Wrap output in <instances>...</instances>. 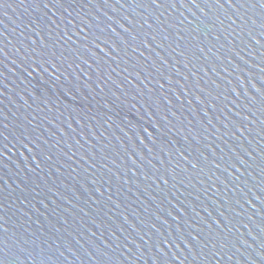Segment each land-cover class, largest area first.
I'll return each instance as SVG.
<instances>
[{
	"label": "water",
	"instance_id": "water-1",
	"mask_svg": "<svg viewBox=\"0 0 264 264\" xmlns=\"http://www.w3.org/2000/svg\"><path fill=\"white\" fill-rule=\"evenodd\" d=\"M2 264H264L259 0H0Z\"/></svg>",
	"mask_w": 264,
	"mask_h": 264
},
{
	"label": "snow or ice",
	"instance_id": "snow-or-ice-1",
	"mask_svg": "<svg viewBox=\"0 0 264 264\" xmlns=\"http://www.w3.org/2000/svg\"><path fill=\"white\" fill-rule=\"evenodd\" d=\"M259 4L261 6H264V0H259ZM2 244H3V241H0V246H2ZM0 264H2V261H0Z\"/></svg>",
	"mask_w": 264,
	"mask_h": 264
}]
</instances>
